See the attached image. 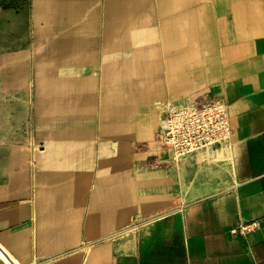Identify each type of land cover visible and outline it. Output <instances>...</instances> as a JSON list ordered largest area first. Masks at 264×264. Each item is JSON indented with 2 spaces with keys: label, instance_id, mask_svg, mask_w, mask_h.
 <instances>
[{
  "label": "crops",
  "instance_id": "obj_1",
  "mask_svg": "<svg viewBox=\"0 0 264 264\" xmlns=\"http://www.w3.org/2000/svg\"><path fill=\"white\" fill-rule=\"evenodd\" d=\"M30 4L32 98H10L22 71L0 67V249L14 264H264V0ZM208 100L227 105L229 143L174 163L162 112Z\"/></svg>",
  "mask_w": 264,
  "mask_h": 264
},
{
  "label": "built area",
  "instance_id": "obj_2",
  "mask_svg": "<svg viewBox=\"0 0 264 264\" xmlns=\"http://www.w3.org/2000/svg\"><path fill=\"white\" fill-rule=\"evenodd\" d=\"M227 105L219 100L192 101L168 105L159 120L156 141L171 154L174 163L210 148L226 146L231 138ZM255 223L231 229L232 235L245 236Z\"/></svg>",
  "mask_w": 264,
  "mask_h": 264
},
{
  "label": "rangeland",
  "instance_id": "obj_3",
  "mask_svg": "<svg viewBox=\"0 0 264 264\" xmlns=\"http://www.w3.org/2000/svg\"><path fill=\"white\" fill-rule=\"evenodd\" d=\"M30 0H0V67L17 66L22 72L7 75V83L20 84V89L10 91L11 97L32 98L35 85L32 24H30ZM34 106L27 107L32 112ZM216 160H224L217 153Z\"/></svg>",
  "mask_w": 264,
  "mask_h": 264
},
{
  "label": "bare ground",
  "instance_id": "obj_4",
  "mask_svg": "<svg viewBox=\"0 0 264 264\" xmlns=\"http://www.w3.org/2000/svg\"><path fill=\"white\" fill-rule=\"evenodd\" d=\"M204 153L207 154V155H213L214 151L209 150V151H206V152H204ZM215 153H217V152H215ZM0 251H1V253L3 254V256H5V258L7 259L8 263H10V264H14V263L10 260L9 256H7V254H6L2 249H0Z\"/></svg>",
  "mask_w": 264,
  "mask_h": 264
}]
</instances>
